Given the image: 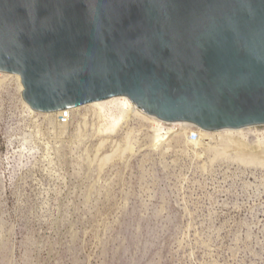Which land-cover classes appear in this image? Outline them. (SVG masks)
Instances as JSON below:
<instances>
[{
  "label": "rangeland",
  "instance_id": "rangeland-1",
  "mask_svg": "<svg viewBox=\"0 0 264 264\" xmlns=\"http://www.w3.org/2000/svg\"><path fill=\"white\" fill-rule=\"evenodd\" d=\"M1 80L0 264H131L119 234L135 218L165 226L141 264H264V155L249 153L264 125L245 126V151L209 135L194 145L181 127L152 147L153 125L137 119L129 159L102 167L113 142L97 149L92 112L60 133L24 107L16 78Z\"/></svg>",
  "mask_w": 264,
  "mask_h": 264
},
{
  "label": "water",
  "instance_id": "water-1",
  "mask_svg": "<svg viewBox=\"0 0 264 264\" xmlns=\"http://www.w3.org/2000/svg\"><path fill=\"white\" fill-rule=\"evenodd\" d=\"M0 72L40 113L126 96L167 123L264 125V0H0ZM134 224L141 264L165 226Z\"/></svg>",
  "mask_w": 264,
  "mask_h": 264
},
{
  "label": "bare ground",
  "instance_id": "bare-ground-1",
  "mask_svg": "<svg viewBox=\"0 0 264 264\" xmlns=\"http://www.w3.org/2000/svg\"><path fill=\"white\" fill-rule=\"evenodd\" d=\"M0 78L3 79V80H1V82H6V80L8 78H16L17 83H18L20 90L22 92V95H23L24 86L22 83V79L19 75L0 72ZM24 107L33 115L42 114L44 116L53 117L52 120L54 121V124L57 125V127L59 126L58 128H60V133L63 132L62 128H64L66 125H68V124L60 125L58 123L57 118H58L61 111L54 112V113H38V112L34 111L26 101L24 102ZM83 108H87V112H92L93 116L97 120L96 123L93 124L94 126L92 125L93 126L92 128H94L97 131V134H99V136H101L99 148H97V149H99V151H100L101 149L105 148V145L108 143L107 141L110 142V140H112L111 142H113V144L111 143L112 144L111 152L104 153L103 157L101 158L102 167H104L103 165L107 164L109 161H111V160L113 161V159H115V158L117 159V157L122 158V156L125 155L126 156L125 158H127L126 152H129V154H130L131 151L132 152L134 151L133 143L135 141H134L133 136L138 131H137V128L132 127L131 124H132V122H134L137 119H139L143 122L148 121L149 124L153 125V130L155 131V133L153 135V140L151 143L152 147L162 145L163 142L166 139H168L170 137V135L175 132V130L178 129V127H181V130L182 131L185 130L189 135L193 130H195V129L192 130V128H198L199 129L200 138L197 141L192 142L194 145H198L199 141L203 138V136H205V139H207L206 135H209V138L214 139V141L224 142L225 144H227L229 146L234 145L239 151H243L244 150L243 148H244V146L246 144V140H247V135H246V133H244V130L247 129L245 127L224 128V129H220V130H216V131L203 130L204 133L201 137L202 129L200 127H197L195 125H184V124L176 123V122L167 123V122H163V121H161L155 117L152 118V117L148 116L139 106H137L130 98H128L126 96H121L116 100H104V101L92 102V103L87 104V106L84 105V107L79 106V107L69 109L71 119H73V116L76 112H80ZM81 119H82V122L79 123L80 127L79 126L78 127L81 128V127H83L82 125H85L84 129H85V127L87 128L86 125L89 124L88 123V114L81 116ZM149 119H151L152 121L157 122V123H153ZM170 124L173 125L174 128H166L165 127V125L170 126ZM251 126H254V125H251ZM246 127H249V126H246ZM123 129H126L125 135L122 138L123 142H119V140L116 139L115 136L118 135L119 131L123 130ZM92 131H94V130H92ZM94 134H96V133H94ZM97 134H96V136H97ZM256 134L258 135V141H257L258 151H257V153H251V152H249V153L252 156L257 155V154L264 155V139H263L264 132L256 133ZM260 136H263V137H260ZM132 139L134 141L133 143L131 142ZM222 153H224V152H222ZM85 154H86V152H85ZM246 156H244V157H246ZM97 157H100V156H97ZM127 159H129V158H127ZM247 159H248V157H247ZM120 160H122V159H119L118 161H120ZM123 160H125V159H123ZM251 160L252 159H250V161ZM253 160H254V158H253ZM92 161H95V160L93 159ZM127 162H129V161H127Z\"/></svg>",
  "mask_w": 264,
  "mask_h": 264
},
{
  "label": "built area",
  "instance_id": "built-area-1",
  "mask_svg": "<svg viewBox=\"0 0 264 264\" xmlns=\"http://www.w3.org/2000/svg\"><path fill=\"white\" fill-rule=\"evenodd\" d=\"M71 120L69 109L63 110L60 112L57 121L60 125L68 124ZM200 138L199 132L197 130H193L189 135V140L191 142H195Z\"/></svg>",
  "mask_w": 264,
  "mask_h": 264
}]
</instances>
